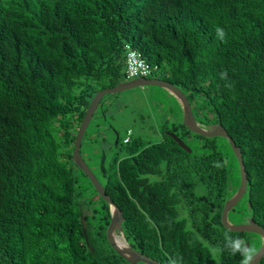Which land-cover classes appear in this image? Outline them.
<instances>
[{
    "label": "trees",
    "instance_id": "obj_1",
    "mask_svg": "<svg viewBox=\"0 0 264 264\" xmlns=\"http://www.w3.org/2000/svg\"><path fill=\"white\" fill-rule=\"evenodd\" d=\"M126 43L157 67L151 78L187 95L201 126L233 138L248 184L228 220L264 228V0H0V264H146L111 246V207L73 160L92 99L130 82ZM87 136L80 152L90 166ZM117 137L95 174L123 212L116 233L130 248L161 264L165 254L181 264H240L221 251L228 232L258 253L260 235L222 223L241 186L229 142L232 166L218 137L184 124L165 125L158 143Z\"/></svg>",
    "mask_w": 264,
    "mask_h": 264
},
{
    "label": "rangeland",
    "instance_id": "obj_2",
    "mask_svg": "<svg viewBox=\"0 0 264 264\" xmlns=\"http://www.w3.org/2000/svg\"><path fill=\"white\" fill-rule=\"evenodd\" d=\"M178 102L177 96L162 86L137 87L107 95L103 106L99 108L89 125L88 136L82 147L83 155L94 172L96 174L99 172L101 161L99 156L100 152L104 151L103 147L118 135L125 137L127 132L132 130L135 137H143L146 143H158L162 140L165 125L172 128L173 124H185V112ZM228 142L227 138L218 137L220 151L224 157L229 158L228 163L232 166L233 158ZM109 158L110 156L108 160ZM115 237L123 248L129 246L123 234L115 233Z\"/></svg>",
    "mask_w": 264,
    "mask_h": 264
},
{
    "label": "water",
    "instance_id": "obj_3",
    "mask_svg": "<svg viewBox=\"0 0 264 264\" xmlns=\"http://www.w3.org/2000/svg\"><path fill=\"white\" fill-rule=\"evenodd\" d=\"M148 86H162L166 89L170 90L172 93H174L182 102L184 106V125L187 126L193 133L204 136L206 138H214V137H223L227 138L230 142V145L235 153V156L237 157L239 161L240 166V174H241V186L236 195L229 200L223 209L222 213V223L224 227L228 230L234 231V232H248V233H255L262 237L263 245L261 249L258 251L256 257L254 258L252 264H259V262L264 258V228L260 226L255 221H252L250 224L245 225H238V224H231L228 220V214L230 210H232L236 205L239 204V202L244 197L246 190H247V184H248V174L246 171V167L243 160V155L238 146L236 145L233 138L228 134L226 130H224L222 127H210V128H204L201 126L195 118L193 108L191 105V102L187 95L182 92L179 88H177L174 84L170 83L169 81L162 80V79H156V78H142L137 81L128 82L125 84L118 85L114 88H108L102 91H99L95 97L92 99L91 104L87 110V113L81 123V126L79 128V131L76 136L75 140V148L73 151V160L77 164V166L88 176L92 184L94 185L96 191L98 194L110 205L111 212H112V220L107 230V237L111 244V246L121 255L126 257L128 260L132 262H144L146 264H161L160 262L150 259L148 256L144 255L141 252H138L129 246L127 248H123L118 244V241L116 240L115 233L116 230L123 224L124 222V216L121 209L113 202L112 198L107 194V191L105 187L102 185V183L97 178L95 172L90 168V166L87 164V162L84 160V158L81 155V146L84 139V136L86 134V131L102 101V99L106 95H114L120 92L128 91L133 88L137 87H148ZM178 144L181 148L186 150L187 152L191 153L192 150L184 143L183 140H181L176 134L174 133H168ZM105 162H106V152H102V157L100 161V168L101 171L104 172L105 169ZM250 208V203H249ZM83 227L84 232L87 240L88 247L91 249L92 252H94V248L91 247L87 235V229L85 225V220L83 219ZM122 232V229H120ZM131 257V258H130ZM132 258L134 260H132Z\"/></svg>",
    "mask_w": 264,
    "mask_h": 264
},
{
    "label": "clouds",
    "instance_id": "obj_4",
    "mask_svg": "<svg viewBox=\"0 0 264 264\" xmlns=\"http://www.w3.org/2000/svg\"><path fill=\"white\" fill-rule=\"evenodd\" d=\"M216 36L219 40L224 41L226 38V32L221 27H216L215 29ZM126 56L125 60V71L129 74V76H136L141 75L145 76L149 74V66L142 58V54L137 51L133 50L131 44L124 45V54ZM227 73L222 72L221 78H226ZM132 135V134H131ZM131 137V136H130ZM227 250L230 251L232 255L239 254L241 257L240 264H252L254 258L257 255L256 249L249 245V243L240 238V237H233L228 232L224 234V245L221 251ZM167 259L165 264H181L182 257L179 255L171 256L167 255Z\"/></svg>",
    "mask_w": 264,
    "mask_h": 264
},
{
    "label": "built area",
    "instance_id": "obj_5",
    "mask_svg": "<svg viewBox=\"0 0 264 264\" xmlns=\"http://www.w3.org/2000/svg\"><path fill=\"white\" fill-rule=\"evenodd\" d=\"M133 50H135V49H133ZM142 58L145 60V62L149 66V74L145 75V76H141V75L129 76V74L126 72L127 78H128V80H130V82L137 81V80H140L142 78H151L152 74H154V71L157 70V67H153L143 56H142ZM131 134H132V132L129 131L128 137L124 140L125 143L129 142Z\"/></svg>",
    "mask_w": 264,
    "mask_h": 264
},
{
    "label": "crops",
    "instance_id": "obj_6",
    "mask_svg": "<svg viewBox=\"0 0 264 264\" xmlns=\"http://www.w3.org/2000/svg\"><path fill=\"white\" fill-rule=\"evenodd\" d=\"M178 98V97H177ZM178 100H179V102L177 103L181 108H183V110H184V106H183V104H182V102L180 101V99L178 98ZM129 131H131L132 132V130H129ZM129 131L127 132V136L125 137V139L128 137V133H129ZM131 136H133V132H132V135ZM131 138V137H130ZM117 139H118V137H117Z\"/></svg>",
    "mask_w": 264,
    "mask_h": 264
},
{
    "label": "bare ground",
    "instance_id": "obj_7",
    "mask_svg": "<svg viewBox=\"0 0 264 264\" xmlns=\"http://www.w3.org/2000/svg\"><path fill=\"white\" fill-rule=\"evenodd\" d=\"M124 241V240H123ZM118 244L122 247V244L121 243H119V241H118ZM124 244V243H123ZM125 245V244H124Z\"/></svg>",
    "mask_w": 264,
    "mask_h": 264
}]
</instances>
